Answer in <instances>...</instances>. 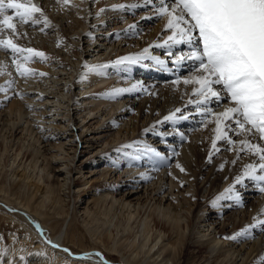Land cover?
Instances as JSON below:
<instances>
[{
  "label": "rangeland",
  "instance_id": "374dc122",
  "mask_svg": "<svg viewBox=\"0 0 264 264\" xmlns=\"http://www.w3.org/2000/svg\"><path fill=\"white\" fill-rule=\"evenodd\" d=\"M32 2L37 4L49 20L57 23L59 27L49 25L44 27L43 17L37 13L35 14V18L38 19L40 23L36 25H32L31 22L28 24L17 23L16 35L12 33L9 34L7 31L10 30H6L4 33L0 34V39L6 40L11 38L13 42L20 47L32 48L43 52L46 57V59L34 57L32 60L25 62L18 54L15 57L17 62L23 64L24 67H30V69L34 70V74L24 77L16 71V65L13 63L14 57L11 51L0 48V65H10L13 69L15 68L13 77L18 79L7 89V91H0V118L8 112L9 104L12 101L21 105L22 111L27 112L24 114V118L22 117V119L19 120V123H22L23 125L27 124L24 121L28 118V124L31 127H29V130L27 129V131L22 129L19 133L21 137H24L31 144L34 143L37 138V143L35 144L38 145L41 150L45 149L47 157L49 154L55 153L56 156L52 155L51 160L52 164L56 166V169L65 172L71 168L68 173H61L60 175L61 182L63 183L62 187L60 186L59 189V194L61 195L60 202H62L64 206L67 204L68 208L65 218L66 221L60 231L62 232V237L64 235L63 238L66 239L67 231H63L65 227L67 226V229L71 224L76 225L78 226V229L84 233L85 243L94 245L89 234L85 231L84 226L82 225L84 219L83 215L87 218L83 212L85 204H89L87 199L93 197V194H95L98 191L97 189L100 188V184H102L101 188H103L105 184L109 186L112 182H114V185L119 184V186L123 188L131 187V184L133 186L135 184L136 186L134 178L126 175L129 166H125V162H120L116 166V163L119 162L118 160L120 159L119 156H117L119 159L113 158L114 160L112 159V161H110L109 166L112 165L110 166L111 169H107L108 171L106 172L101 170L104 168L101 165L102 161L96 156L99 154L105 155L107 149L120 142L129 140L130 138V140L135 141L136 139L134 140L132 137L136 134V130L139 127H144L159 117L160 109L162 107L168 109L170 107L169 105L172 104V101L170 102L171 104L165 103L164 100L161 101V96L155 97L153 95V98H151V95H148L144 90L149 87L159 89L164 86V80H167V82L170 80L179 81L188 76L190 69H174L176 66V63H174L176 57L175 53L179 52L180 54L179 49L174 48L175 46H173L174 54H171L172 51L165 52L162 49L156 50L150 46V48H147V52H145V58H142V61H140V65L137 68L132 66L129 69L128 67L123 66L122 69L115 73L110 69L105 73V82H102L100 85L98 84V86L94 84L91 85V81L96 74L95 71L91 70V66H94L98 62L103 63L104 61L113 60L114 58L120 57L121 54L141 50L144 47V34H147V31L149 30L148 28L154 26V24L161 18L156 15V8L158 7L155 3L159 2V0H153L152 4H147L146 0H69L67 5L63 3V0H59V2L58 0H32ZM119 5H123V7H118ZM99 10L103 12L106 11L104 12L105 14L103 13L101 15V20H97L93 16L97 14ZM145 13L147 19L140 24L141 21L138 20L141 15L138 14ZM9 14H11V11H9ZM136 24H138L139 27H137ZM41 28H44V31H41ZM35 29L37 30L35 31ZM169 33L170 30L164 31L163 35H159L156 40L161 43L164 40L163 42L165 43L167 41L165 38L170 36ZM64 35L65 37L63 38ZM139 44L141 46H139ZM25 55H27V53H25ZM160 61H163V63H160ZM82 63L89 64L86 70H84V74L82 73L83 76L88 78L86 81L87 84L82 83L80 77H78V74H80L82 70L79 68V65ZM142 66H145L146 68H142ZM162 68H168V70ZM158 70L161 71L162 75H168L170 80L160 79L163 77L155 74ZM171 72L172 74L175 72L177 73L176 78ZM39 73H46V75L41 76ZM168 73H170V75ZM136 79H140L136 82L137 86L140 88L139 92L134 91L129 94L124 92V94H120L118 99H110L109 103L111 104L109 105L104 103L100 104L101 106L99 105L98 108H91L96 103L95 99H92V96L96 92L102 90L109 92L113 89L127 88L129 85L131 86ZM181 95H183V93L178 94L177 98ZM170 98L175 99V93H171L169 99ZM227 98L228 97L226 96V99L223 100L226 103L224 106L231 104L230 99ZM115 102L119 103L116 105ZM139 103L141 104L142 110L141 112L138 110V113L136 114L135 109L139 106ZM219 106L221 107L222 104H219ZM113 107L115 110H113ZM217 108L218 107H216L215 110L211 109V112H216ZM88 110L90 114L87 112ZM185 114L184 115L187 119H183V123L186 126L182 127L181 122L177 124V127L173 126L175 124L170 125L164 122L154 130L155 135L166 134L170 130L178 133L180 130L179 133L185 134L180 136L181 146L182 144H189L188 146L191 147L192 150V145H196L197 148L200 149L199 152L201 151L200 153H202L206 148L202 149L200 142H203L206 139L204 124L207 120L204 119V116L202 115L191 113ZM111 116H113V121L111 120ZM10 117H13V115L10 114ZM208 117H211V115H208ZM1 122L2 120L0 119V124ZM168 123H171V121ZM30 129H32V132ZM155 137H152L149 141L147 140V137L135 141L134 145L136 150L133 151L138 152L140 148H143L144 145H142V143H146L151 149H158V142H156L158 139L153 141ZM231 137L234 140L238 135L233 136L232 134ZM194 139L196 140L195 144ZM26 140L25 143H27ZM54 141L59 142L60 145L58 143H52ZM176 142H178V144L175 145L177 153H182L179 141ZM190 142L193 143L191 146ZM260 144L264 145V142H260ZM219 146V151L211 156V161H204L203 158H199V168L197 165V168L189 169V174L186 176L181 169L179 170L177 164H175V161H177L175 155L176 151H173L175 148L172 150L167 148L165 149V152L162 151L161 156L166 158L164 166L153 168V170L149 167H143V170L147 169L144 170L146 172L148 171L147 173L152 174L154 171L158 172V174L155 175V178L149 180L148 183L160 180V184H163L162 188H165L166 190H169L170 188L169 168L172 167L174 170L177 169L173 181L175 180L178 183L177 186L174 185L171 187L170 191L172 193L168 196V199L170 200L166 199V204H168L169 207L174 205L178 207L176 209L178 210L177 215L179 214L178 222L180 228H183L182 231L188 236L189 242L192 243V246L189 248L190 251H192L193 245L206 241L205 239L211 237L214 232L217 233L221 228L231 231L233 229L231 224L232 220L234 224H242L245 220L249 221L250 219L254 220V224L256 223V220H264V210L257 212H255V209L252 210V207H254L255 204L257 206L264 204V192L259 190L260 185L257 182L247 179H245L244 183L234 186V191L240 193V202H237L231 195H229L228 199H221L219 201L220 205L218 207H210L208 209L205 207L204 201L209 191L214 192L217 190L218 194L222 193L228 184V182H224L226 181V167L222 162L224 157V161H227V163L230 159L231 161H235L234 165L248 161L246 153H240L239 156L235 155L231 149L232 146L226 141L221 142V145ZM187 148L188 147H186V149ZM9 151L10 150H8L7 153H9ZM141 152H144V150H141ZM188 153L190 154V151ZM1 154L0 179L2 178L4 180V184L8 187L23 184L25 186H23L25 191H33L35 189L34 184H32L33 179L29 176H24V178L21 174L23 173L22 171L28 172L31 168L28 166V168L23 170L22 167H17L15 169V164H12L11 166V161H9V163L6 162V158L4 157L6 153L3 152ZM131 154L134 155L135 153L131 152ZM92 158L95 160L91 161ZM193 158V156H189V159L193 163H196ZM24 163L25 165L28 164L26 160ZM218 164L223 165V167L217 166ZM74 165H80L81 170L77 172ZM197 170H199V172ZM211 174L215 175V177L225 178H223V181L221 180V182H219L218 187L214 186L210 189L209 185L206 187L203 186L201 190L197 192L195 182L201 181V185H203L206 178ZM80 183L84 184H81L79 190H77L76 184ZM221 184L223 186H220ZM144 187H147L146 184L141 188L140 183V185L135 188L136 192L131 195L133 202L137 197L146 199V195L148 196L147 190L152 187L149 186V189L147 190ZM36 191L35 194L40 195V191ZM118 192L119 191H114V193L117 194V197L119 196ZM4 195H6V193ZM157 195L160 196L163 194L159 193ZM7 196L13 198L12 195L7 194ZM165 198L166 196L164 199ZM148 201L149 199L147 200V203ZM45 202L47 206L43 209L46 211L48 210L49 212L53 211V207L59 206L58 203H53L52 200L48 198L45 199ZM0 203H2L1 207L5 209V211L12 214H22L18 210L20 209L18 205L6 202L5 206L3 204V198L1 197ZM198 204L200 206L196 209L198 215H200L199 217L192 215ZM117 214L119 216H116L121 219V215L118 212ZM54 216L57 217V214ZM187 221H189L188 225L186 224ZM40 229L41 234H43V237L48 241L63 247L64 250L67 249L68 253H74L73 251L75 249L69 244L63 246V244L60 243L61 241H53L49 234H46V227H40ZM9 231H13V227H10L9 224L0 220V232H3L5 239L4 245H8L9 241L7 240L8 238L6 234ZM165 233L166 230L164 231V234ZM121 234L123 235L126 233L122 232L118 234V237H120ZM200 235H204L205 237H201ZM226 241H228L226 244L227 246L225 245L223 248L229 249L231 254L227 257L223 256V258L220 255L222 250L219 252L213 251L210 256H207L209 254L206 253V251H203L201 254H206L207 259L209 258L206 261L205 259H202L203 263L264 264V255H262L263 257L260 256L261 259H253L252 256L254 255L247 257L248 252L252 249H255L256 247L257 249H260L264 246V228L255 227L247 236L237 237L236 239ZM100 249L102 250V248H92L89 251L92 250V253H100ZM262 252L264 253V250ZM124 253L121 251L120 253L109 254L113 261H109L108 259H104V261H106V264H127L125 261L127 254L121 256V254ZM253 254H256V251H254ZM106 255L108 256V253H106ZM27 259L28 258H26V260ZM147 260L150 261V258L147 257L146 261Z\"/></svg>",
  "mask_w": 264,
  "mask_h": 264
},
{
  "label": "bare ground",
  "instance_id": "6f19581e",
  "mask_svg": "<svg viewBox=\"0 0 264 264\" xmlns=\"http://www.w3.org/2000/svg\"><path fill=\"white\" fill-rule=\"evenodd\" d=\"M155 4L157 5V7H160L159 2H156ZM104 12L99 10L98 13L93 16L95 19L101 20L100 17ZM138 15H141L138 20V21H141L140 24L146 21L147 19V16H145L146 13L138 14ZM49 21H50V23L48 24L49 26L59 27L57 23L51 20ZM166 22H167V18L161 17L160 20L154 24V26H150L148 28L149 29L147 31L148 33L144 34V38H145L144 47L141 50L132 51L126 54H121L120 57L114 58L113 60L104 61L103 63L98 62L94 65L95 66L94 71L96 72V74L93 77L94 79L90 81L92 82L91 85L94 84L98 86V84L100 85L102 82H105L104 81L106 80L105 73L106 71H109L110 69H112L113 72L115 73V72H118V70L122 69L123 66L128 67L129 69L132 66H135L137 68L140 65L139 64L140 61H142V58L145 55V49L150 48V46L151 48H154L156 50L162 49L165 52L172 51L171 54L175 53L173 51V46H175L174 48L179 49L180 54L178 51H177L178 53H175L176 57L174 56L175 60L174 58L173 60H174V63H176V66L174 69H177V70H183V69L189 70L190 69L188 76L180 79L179 81H171L168 78L169 77L168 75L164 76L162 75L161 71L158 70L155 72V74L156 75L158 74V76L163 77L160 79L162 80L169 79L170 81L167 82V80H164L165 81L164 86L160 87L159 89L154 88V87H149L146 90H144L146 91L148 95H151V98H153V95H154L155 97L161 96V101L164 100L165 103H170L172 101V104L170 103L171 105H169L170 107L168 109H166L165 107L164 108L162 107L160 109L159 117H157L154 121H151L149 124L145 125L144 127H139L137 130L134 129L136 130V134L132 137V139L134 140L136 139L135 141H139L140 138L147 137V140L149 141L152 137L156 136L155 139H153V141L158 139L156 140V142H158V145H157L158 149H151L149 148V145H147L146 143L145 144L142 143V145H144L143 148H140L138 152L133 151V150H136L135 145H134L135 141L130 140L131 139L130 138L129 140L120 142L116 144L115 146L107 149L105 151L107 152L105 155L99 154L96 156L98 157L99 160L102 161L101 165L104 167L103 169L101 168L100 169L105 172L111 169L110 166L112 165L109 166V164L113 158H116V159L120 158L118 160L119 162L116 163V166L120 162H125V166H129V169L126 171L127 173L126 175L128 177L134 178V183H136V186L135 184L134 186L131 184V187L123 188L119 186V184L114 185L113 184L114 182H112V184H110L111 186L110 185L108 186L105 184V186L101 188L102 184H100L99 185L100 188L97 189L98 191L96 193L94 192L95 194H93V197H90V199H87V202L89 201V204H85V207L83 208V212L85 213L87 218H85L83 215L84 219H83L82 225L84 226L85 231L89 234L92 240V243H94V245L86 244L84 241V233L78 229V226L73 225V224H71L67 229H66L67 227L66 226L65 229L63 230V231H67L66 232L67 237H65L66 239L63 238L64 235L62 237V232L60 230L66 221L65 218L67 215L68 208H67V204L66 206H64V204L60 202L61 195L59 194V189H60V186L62 187V184H63L61 182L60 175L61 173H65V174L68 173V171H70L71 168L65 172H63L60 169H56V166L52 164V160H51V156L55 155V153H51L47 157L45 149L41 150V148H39V146L35 144L37 143L36 141L37 138L35 139L36 142L34 141V143L31 144L24 137H21L19 133L22 131V129L27 131V129L29 130V127H30L28 124V121H29L28 118H26V120L24 121L27 124L23 125L22 123H19V120L22 119V117L27 111H22L21 105L17 104L16 102L12 101L9 104L8 112H6V114L3 115L4 117L2 116L0 118L2 120L0 124V131H1L0 132V154L5 152L6 154L4 155V157L6 158L5 159L6 162L9 163V161H11V166L12 164H15V169L17 167H22V170H23L25 168H28L29 166L31 170H29L28 172L22 171L23 173L21 174L23 177L29 176L31 177V179H33L32 184H34L35 189L33 191L31 190L30 192H28V190L25 191V188H24L25 186L23 184L16 185V186L13 185L14 187L13 186L8 187L7 185L4 184V180L2 178L0 179V197L3 198V201H4L3 204L5 206H6L5 204L6 202L7 203L11 202L13 204H16L20 208L18 210L22 213V214L9 213L8 211H5V209L1 207L2 203H0V220L6 224H9L10 227H13V231H9L6 234L8 238L7 240L9 241L8 245H4L5 239L3 236V232H0V250H1L0 264L1 263L2 264H96V262L100 260L99 257L94 256L92 257V259H89V260H85L81 258L85 252L92 253L91 252L92 250L89 251L92 248H96V249L102 248V250L100 249L101 251L100 253L103 256L104 264H106V261H104V259L106 260L108 259L109 261L112 260L109 254L120 253L121 251H123V253L125 251V253L121 254V256H124L127 254V258H125V261L127 264H169V263L171 264H204L202 259L203 260L205 259V261L208 260L209 258L207 259V256H210L211 252L213 251L219 252L222 250L220 252V255L222 257L223 256L227 257L229 254H231L229 249L223 248V246H225L228 243V241L226 240H232L230 237L235 235L238 231H240L241 229L245 228L248 225L254 224V220L252 219H250L249 221L245 220L242 224L240 223L234 224L232 220L231 224L233 226V229L231 231H227L221 228L218 230L217 233L214 232L211 237L205 239L206 241L199 242V244L197 243L193 245V249L192 251H190L189 248L192 246V243L189 242L188 236H186V234L182 231L183 228L182 229L180 228V225L178 222L179 214L177 215L178 210L176 209L178 207L175 205L172 207H169V205L166 204L167 202L166 199H168L169 194L172 193L170 191L171 187H173L174 185L177 186V183H178L175 180L173 181L176 175L177 169L174 170L172 167L169 168V171H170L169 190L162 188L163 184H160L161 183L160 180L159 181L155 180V181H151L150 183H148L149 180H153L155 178V175L158 174V172L154 171L152 172V174H150V173H147L148 171L147 172L144 171L147 169L143 170V167H149L153 170V168L164 166L166 163V158L161 156L162 151L165 152V149L167 148H170L171 150L175 148V145L178 144V142L176 141H179V144H180L179 146H180V150L182 151V153L178 154L176 151V148L175 150L173 149L174 152L176 151L175 155H176L177 161H175L176 162L175 164L180 165V167H178L179 170L181 168L184 169L182 172H184L185 176L189 174L188 173L189 169L197 168V165L199 168L200 166L199 158L200 159L203 158L204 161H208V160L211 161L209 159V153L211 152L212 155H214L215 152H217V150L214 149L212 146V140L215 138V135H216L214 131L216 126L214 123V117L212 115L211 117H208V116L203 117L207 121L204 124L205 130H206V135H205L206 139L203 142H200L202 149L206 148L202 153H200L201 151L199 152L200 149H198L196 145L194 146L192 145L193 141L190 142V146L192 145V150H191V147L188 146L189 144H182L181 146L180 136L182 133H179L180 130L178 133L170 130L166 134L155 135L154 130L157 129V127H159L160 125H162V123L164 122L170 125L175 124L173 126H176V127H177V124L181 122L182 127H184L186 125L183 123V119H181L180 117L182 116L185 117L186 115L185 113L201 115L200 111L196 107V104L189 103V101H196L199 99L193 92V88L196 86L193 84L186 85L183 83L185 79H188L195 74V68L198 62L194 63L191 60H183V61L177 62L178 57L185 55L190 51V48L186 43H179V44L174 43L168 40L169 37L165 38L167 39L165 43L163 42L164 40L162 41V43L156 40V38L159 35L160 36L163 35V32L166 31L164 27ZM136 26L139 27L138 24H136ZM36 30L37 29H35V31ZM7 32L9 34L11 33L10 31H7ZM169 35L170 36L173 35V32L171 30H170ZM64 37L65 35L63 36V38ZM177 39H179V37H177ZM160 43L161 44L164 43V44L161 45ZM139 46L141 45L139 44ZM36 48L39 49L38 47ZM130 56H133V57L138 56V57H141V59L138 63H129L127 60H123L122 63H118V61H122L123 58L130 57ZM88 66L89 64L87 63H82L79 65V68L82 70H81V73L78 74L79 75L78 77H80L81 82L84 84L85 83L87 84L86 81L88 80V78L83 76V74H84V70H86ZM144 67L145 66H142V68ZM162 69L168 70V68H162ZM14 71H15V68L13 69L10 65L9 66L5 65L3 73L0 74V86L4 87L5 89H8L9 85L7 82L9 80L14 81V82L18 80L17 78L13 77ZM86 74H87V71H86ZM168 74L170 75V73ZM176 74L177 73L175 72L172 75L176 78ZM139 80L140 79L138 80L136 79L134 83L131 84V86L129 85V87L122 88V89H131L135 85L136 88L134 90L124 91V92L126 94L133 93L134 91L139 92L140 88L136 84V82H138ZM214 87L217 90L222 91V89L220 88L221 87L220 85H214ZM114 90L116 89L110 90L109 92H106L103 90L100 92H96L92 96L93 97L92 99H95L96 103L91 108H98L100 104H104V103H107L109 105L111 104L109 103L110 99L112 98L118 99L120 97V94H124V92H122L119 95L114 96V97L109 96L108 94L113 92ZM176 91H177V94H176ZM171 93H175V96H176L175 99H171V98L169 99V96L171 95ZM181 93H183V95H181L182 97L180 96L179 98H177L178 94H181ZM224 99H226V95H224L222 92V99L219 102L212 101L210 104L207 105V107L212 110H215L216 107H218L217 111L214 113L221 112L223 111L225 107L229 106L228 104L227 106H224L226 104L223 101ZM118 103L119 102H115L116 105ZM219 104L220 105L222 104V106L220 107ZM212 106L213 107L216 106V107L213 108ZM108 108H111V107H108ZM176 109H180L181 111L176 112ZM113 110H115L114 107H113ZM138 110H140V112L142 110L140 103H139V106L135 109L136 114L138 113L137 112ZM87 112L90 114L89 110ZM10 114H12L13 117H10ZM172 114H175L177 119L165 120L166 116H169ZM111 120L112 121L114 120L113 116H111ZM169 121H171V123H168ZM30 130L32 132V129ZM232 134L233 136L237 135L235 132L230 131L229 136H231ZM243 138L244 137L242 136H238L234 140L237 141L238 143L239 140ZM249 139H251L253 143L260 144V142H264V141H259L258 137H256L255 139H252L251 137H249ZM25 140L27 143H25ZM195 142L196 140L194 139V144ZM221 142L223 141H217V144H216L217 149L220 147L219 145H221ZM52 143L59 144V142H56V141ZM231 146H232L231 149L233 150V153L237 155V152L233 148V145ZM186 147H188L187 148L188 151ZM8 150H10L11 153L10 151L9 153H7ZM141 150H144V152H141ZM189 151H190V154L188 153ZM131 152L135 154L133 155L131 154ZM190 155L191 157L192 156L194 157L193 159H195L196 161V163L194 162L195 164L189 159ZM117 156H119V158H117ZM246 156L248 157V161L242 164L238 163L234 165V163H232L233 160L231 161V159L227 163V161H224L225 157L222 160V162L224 163L226 167L225 169L226 178L223 177L226 179V181L224 182H228V184L226 183L227 186L225 187V189L229 188L230 186L238 185L235 183L236 177L239 175H242L245 165L250 164V163L254 165L258 164L259 161L256 156L251 155V154H247ZM25 160L28 162L27 165H25L24 163ZM93 160L95 159L92 158L91 161ZM217 166L221 167V164H218ZM74 167L76 168L77 172L81 170L80 165L79 166L74 165ZM197 171L199 172V170ZM223 178L215 177V175L211 174L209 177L206 178V181L203 185H201L202 184L201 181L195 182L196 191L199 192L203 186L206 187L208 185L210 186L209 187L210 189L214 186L218 187L219 182H221V180L223 181ZM160 179H161V176H160ZM140 183H141V188L145 184L147 186L146 188L144 187L146 190L149 189L148 188L149 186L152 188L147 190L148 196L146 195V199L137 197L136 200L133 202L131 195L134 192H136L135 188H137V186H139ZM81 184H84V183L76 184L77 190H79V187ZM222 184L220 186H223ZM225 189L222 193H225ZM36 190L40 191V195L35 194V192H37ZM114 191H119L118 197L116 194L117 192L114 193ZM5 193L6 195H4ZM159 193H162L163 195H160V196L157 195ZM222 193L218 194L217 190L214 192L209 191L204 201L205 207H207V209L210 207H218L220 205L219 201L221 199L217 200V197L221 196ZM7 194L12 195L13 198H9ZM229 195L231 194H226L224 198L222 199H228ZM165 196L166 198L164 199ZM47 198L52 200L53 203H58L59 205V206L57 205L58 207H53L52 212H49L48 210L46 211L43 209L44 207L47 206L45 202V199ZM148 199L149 201L147 203ZM213 201H216V203L213 204ZM199 206L200 205L198 204L195 207L194 212L192 214L193 216H198V217L200 216L198 215L197 209H196ZM253 209H255V212L263 211L264 204L258 205V206L255 204L254 207H252V210ZM117 212L121 215L120 217L121 219H119L116 216L118 215ZM55 214H57V217L54 216ZM36 224L38 225L40 224V227H46V230H45L46 234H49L50 238L53 239V241L59 240V242L61 241L60 243H62L63 246L64 245L67 246L69 244L71 247H73L75 249L73 251L74 253H68L67 251L63 249V247H60L53 243H49L48 240L45 237H43V234H41V229L39 230L37 229ZM186 224L188 225L189 221H187ZM165 230H166V233L164 234ZM119 232L120 233L123 232L126 234H123V235L121 234V236L118 237V234H120ZM201 237H205V236L203 235ZM263 250H264V246L260 249H257L256 247L255 249H252L251 251L248 252L247 257L249 256L251 257V255H254L252 256L253 259L254 258L258 259L260 258V256L264 255V253L262 252ZM203 251H206V253H208L209 255L206 256V254L205 255L201 254V252ZM254 251H256V254H253ZM105 252L108 253V256L106 255ZM21 257H23V259H21ZM147 257L150 258V261L148 260L146 261ZM26 258L28 259L26 260Z\"/></svg>",
  "mask_w": 264,
  "mask_h": 264
},
{
  "label": "snow or ice",
  "instance_id": "6c2138e0",
  "mask_svg": "<svg viewBox=\"0 0 264 264\" xmlns=\"http://www.w3.org/2000/svg\"><path fill=\"white\" fill-rule=\"evenodd\" d=\"M68 2L69 0H63L64 4ZM146 3L152 4L153 0H146ZM159 4L156 15L166 17L164 27L173 32L168 40L178 44L186 43L190 48L187 54L177 58V62H198L195 74L183 83L196 86L193 92L199 99L189 103H195L201 115L214 117L216 135L212 140L213 148L219 151L216 148L217 141H226L233 145L237 156L240 153L256 156L258 164L245 165L242 175L236 177L235 183L242 184L245 179L255 181L260 185L259 190L264 192V145L253 143L249 139L258 137L264 141V0H159ZM37 13L43 17V23L47 27L50 21L32 0H0V34L10 30L16 35L17 23H40L35 18ZM0 48L11 51L16 71L24 77L34 74V70L18 63L15 59L18 54L25 62L34 57L46 59L43 52L22 48L11 38L0 39ZM140 59L138 56H130L118 63L123 60L138 63ZM4 68L5 66L0 65V74ZM91 70L94 71L95 66ZM7 83L11 87L14 81L9 80ZM214 85H220L222 91L217 90ZM135 88L134 85L131 89H116L108 95L114 97ZM6 90L0 86V91ZM222 92L230 99L231 104L223 111L213 113L207 105L212 101L219 102ZM180 111L176 109V112ZM180 118L186 119L183 116ZM174 119H177L175 114L165 117V120ZM230 131L244 138L237 143L229 136ZM211 156L210 152L209 159ZM177 167L180 165L177 164ZM226 194H231L232 198L240 202V193L234 191V186L225 189V193L217 197V200L224 198ZM36 227L40 229L38 224ZM253 227L264 228V220H256L255 224L246 226L230 238L247 236ZM94 256L100 258L96 264H104L102 254L98 252L84 253L81 258L89 260Z\"/></svg>",
  "mask_w": 264,
  "mask_h": 264
}]
</instances>
